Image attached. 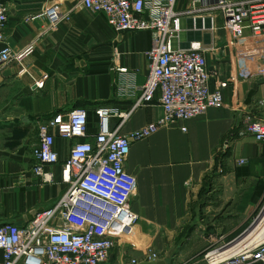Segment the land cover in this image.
Segmentation results:
<instances>
[{
    "label": "crops",
    "instance_id": "crops-1",
    "mask_svg": "<svg viewBox=\"0 0 264 264\" xmlns=\"http://www.w3.org/2000/svg\"><path fill=\"white\" fill-rule=\"evenodd\" d=\"M0 1L8 8L4 43L14 51L34 48L22 65L0 68V226H22L53 207L69 188L63 181L62 165L77 140L56 138L59 162L46 167L53 181L44 183L32 171L40 123L56 113L85 109L90 135L86 140L93 141L99 132L98 108L127 113L139 98L151 68L147 52L152 36L150 32L116 33L104 15L84 9L81 0ZM188 2L178 0L177 8L185 9ZM54 6L70 20L52 24L46 12ZM202 21L198 19L194 26L184 19L180 42L174 40L173 46L188 48L191 42H201L212 89L220 82L228 83L223 90L224 105L193 120L164 126L132 144L126 162V170L137 179L131 201L138 215L132 245H136L138 234L149 241L189 236L192 228L184 226L202 219L192 214L190 206L201 199L204 189L209 195L220 190V203L205 208H213L211 217L217 220L212 225L226 226L224 236L228 238L236 210L243 224L264 204V144L251 135H239L244 115L264 118V107L258 105L264 101V60L252 55L239 61L221 29L222 20H206L205 27ZM247 50L253 53L254 48ZM119 67L134 71L135 79L119 74ZM119 86L130 93L120 92ZM162 118L158 94L122 126L119 116L111 117L109 129L129 135ZM240 159H246L247 164L238 165ZM223 211L230 216H220Z\"/></svg>",
    "mask_w": 264,
    "mask_h": 264
},
{
    "label": "built area",
    "instance_id": "built-area-1",
    "mask_svg": "<svg viewBox=\"0 0 264 264\" xmlns=\"http://www.w3.org/2000/svg\"><path fill=\"white\" fill-rule=\"evenodd\" d=\"M80 2L84 9L104 15L118 34L150 32L152 45L147 52L150 72L129 112L117 113L112 107L97 109L99 132L93 141L86 140L90 135L85 109L56 113L40 123V141L33 150L32 171L44 183H51L53 174L46 167L59 162L56 138L77 140L62 165L63 181L69 188L53 207L37 213L28 224L0 226V264H106L116 243L135 233L138 215L131 201L137 179L126 170L132 144L151 137L164 126L193 120L224 105L223 90L228 83L220 82L212 89L206 49L201 42H191L188 48L173 46L174 40L180 42L184 19L194 26L202 19L205 27L206 20L213 22L220 18L239 61L252 55L264 60V0H189L183 10L177 8L178 0ZM46 15L52 24L70 20L57 6L48 9ZM7 23L8 8L0 1V68L11 63L22 65L34 51L33 46L14 51L4 43ZM248 47L254 48L253 53H247ZM116 71L128 76L130 81L136 77L127 67ZM119 91L130 93L123 86H119ZM158 94L163 109L160 121L129 135L110 131L111 117L119 116L122 126L136 109L152 103ZM258 105L264 107V101ZM239 135H251L264 144V118L252 113L244 115ZM237 163L246 165L247 160L240 159ZM263 212L264 207L255 223ZM249 231L225 242H215L205 255V264H264V230L253 243L251 237L255 231ZM239 240L244 243L240 244ZM143 256L127 264L164 261L151 247Z\"/></svg>",
    "mask_w": 264,
    "mask_h": 264
},
{
    "label": "rangeland",
    "instance_id": "rangeland-1",
    "mask_svg": "<svg viewBox=\"0 0 264 264\" xmlns=\"http://www.w3.org/2000/svg\"><path fill=\"white\" fill-rule=\"evenodd\" d=\"M216 189L217 191H215L212 195L207 194V189H204V191L202 190V193L200 194L201 199H198L196 203L191 204L190 211L192 212V214H198L202 219L199 220L198 224L196 225L184 226V228H192L191 232H189V236L177 235L173 240L149 241L145 240L144 237L138 234L135 243L136 245L131 244V241H133L132 238L129 241L126 237L116 243L115 249L113 251L114 256L112 260H109V262L106 264H127V262H129V260L131 259L141 260L144 257V251L148 247H151L160 257H162L166 264H205V255L213 247L215 242H225L228 239V237L224 236L227 232L226 226L224 227V229H222L219 226L212 225L215 224L214 220H217L211 217L213 208H205L207 204H213V206H216L218 203H220V190L218 188ZM263 207L264 204L262 206H259V208H257L243 224H241V221L243 219H238L240 215L238 214V212H236V210L235 215L237 217H235L234 223L229 225V230L233 229V233H231L229 236H231V238L237 237L239 236V234L247 231V229L251 230L252 228H254V226L259 223L257 221V223L255 224V221L259 217ZM222 215L228 216L229 213H220V216ZM263 215L264 212L261 214L259 221L260 219H262ZM181 231L183 230H178L179 233ZM218 231L219 233L216 234ZM221 237H223V239ZM253 237L254 236H252L251 238ZM137 245H142L143 248H139L137 247Z\"/></svg>",
    "mask_w": 264,
    "mask_h": 264
},
{
    "label": "bare ground",
    "instance_id": "bare-ground-1",
    "mask_svg": "<svg viewBox=\"0 0 264 264\" xmlns=\"http://www.w3.org/2000/svg\"><path fill=\"white\" fill-rule=\"evenodd\" d=\"M257 218V217H256ZM258 224L257 225H255L254 226V228H252L250 231H254L255 229V232L253 233V238H251V241H252V243L253 242H255L256 241V239L258 238V236H259V232L261 231V230H264V215H263V217H262V219H260V221L258 220ZM257 223V222H256ZM255 223V224H256ZM251 227V226H250ZM248 230V229H247ZM249 231V232H250ZM136 231H135V233H133V234H131V235H129V236H127V238H134L135 237V235H136ZM242 240V239H241ZM241 240H239L238 242H240ZM244 243V240L242 241V242H240V244H243Z\"/></svg>",
    "mask_w": 264,
    "mask_h": 264
},
{
    "label": "water",
    "instance_id": "water-1",
    "mask_svg": "<svg viewBox=\"0 0 264 264\" xmlns=\"http://www.w3.org/2000/svg\"><path fill=\"white\" fill-rule=\"evenodd\" d=\"M141 264H166V262L165 261L153 262V263H146V262H144V263H141Z\"/></svg>",
    "mask_w": 264,
    "mask_h": 264
},
{
    "label": "trees",
    "instance_id": "trees-1",
    "mask_svg": "<svg viewBox=\"0 0 264 264\" xmlns=\"http://www.w3.org/2000/svg\"><path fill=\"white\" fill-rule=\"evenodd\" d=\"M88 116H89V113H88ZM89 119V118H88Z\"/></svg>",
    "mask_w": 264,
    "mask_h": 264
}]
</instances>
